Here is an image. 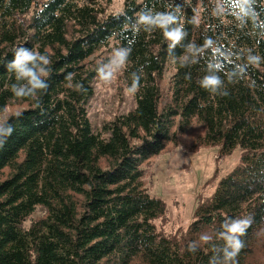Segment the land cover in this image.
Instances as JSON below:
<instances>
[{
  "label": "trees",
  "instance_id": "obj_1",
  "mask_svg": "<svg viewBox=\"0 0 264 264\" xmlns=\"http://www.w3.org/2000/svg\"><path fill=\"white\" fill-rule=\"evenodd\" d=\"M145 3L155 0H123L120 12L107 13L104 0H0V119L15 128L0 149V264H208L210 247L190 253L187 244L218 229L225 214L252 218L239 264H264V65L228 85V96H212L198 85L202 64L173 65L162 36L142 33L123 74L124 88L148 63L133 111L96 130L88 122L101 54L127 43L112 38L124 21L120 13L132 16ZM197 8L191 0L185 11L190 17ZM220 23L215 31L207 23L185 27L197 43L206 32L226 35V45L264 56V41L257 47L251 33ZM20 46L52 59L38 109L11 93L15 78L6 64ZM68 72L85 92L68 87ZM175 150H215L217 165L240 153L228 173L211 176L213 190L198 196L188 226L168 232L167 204L148 194L147 178L154 161Z\"/></svg>",
  "mask_w": 264,
  "mask_h": 264
},
{
  "label": "clouds",
  "instance_id": "obj_2",
  "mask_svg": "<svg viewBox=\"0 0 264 264\" xmlns=\"http://www.w3.org/2000/svg\"><path fill=\"white\" fill-rule=\"evenodd\" d=\"M125 4L127 0H124ZM198 8L188 16L186 5L191 0H155L151 5L145 3L129 16L127 10L120 15L124 17L120 32L112 33V38L123 37L127 43L111 49L106 60L100 61L96 68V78L100 86H112L120 74L128 69L137 38L143 34L159 33L167 44L166 55L173 64L183 68L203 65V75L198 85L212 96L229 95L228 85H235L246 77L250 79L249 70L264 65V56L252 48L241 51L235 42L231 46L224 43L225 36L202 35V43L189 39L185 25H209V31L222 29L221 21L229 25V32L251 33L256 38L257 47L264 41V0H197ZM159 5V7L157 6ZM213 21H216L213 24ZM187 41V42H186ZM182 48L183 54L176 55V49ZM52 59L38 48L16 47L13 59L6 64L8 72L14 74L15 82L11 84L12 95L20 100H31L33 108L42 107V97L47 94L52 76ZM148 63L140 65L130 73V84H126L125 95L135 98L141 90V81ZM76 73L68 72L65 80L68 87L78 93L86 91L83 83L75 82ZM191 73L185 74V80H191ZM250 86L255 81L250 80ZM22 113H16V117ZM9 118L0 119V149L15 131L8 122ZM252 225L251 217H230L225 214L218 229L201 232L197 240L188 242L186 251L196 253L202 246L211 248L213 255L208 264H239V254L245 248L244 237ZM218 242H223L222 246Z\"/></svg>",
  "mask_w": 264,
  "mask_h": 264
},
{
  "label": "rangeland",
  "instance_id": "obj_3",
  "mask_svg": "<svg viewBox=\"0 0 264 264\" xmlns=\"http://www.w3.org/2000/svg\"><path fill=\"white\" fill-rule=\"evenodd\" d=\"M104 3L107 13H117L121 11L123 0H104ZM112 48L110 46L104 51L102 57L107 59ZM123 74L124 72L110 87L100 86L97 78L92 82V94L86 104V116L95 130L115 117L133 111L134 98L128 97L123 91ZM170 75V72H166V81ZM239 153L234 152L218 165L214 159L215 150L200 151L196 154L175 150L154 161L152 177L147 178L148 194L167 204L168 223L165 231L169 232L179 225L188 226L198 196L209 195L213 190V184H208L211 176L216 170L220 177L228 173L237 164ZM40 214L36 212L34 216Z\"/></svg>",
  "mask_w": 264,
  "mask_h": 264
}]
</instances>
